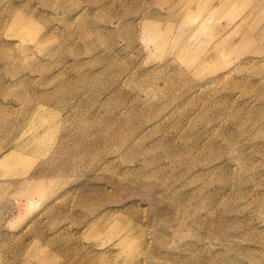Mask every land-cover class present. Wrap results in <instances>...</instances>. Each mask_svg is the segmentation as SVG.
<instances>
[{
  "label": "rangeland",
  "instance_id": "obj_1",
  "mask_svg": "<svg viewBox=\"0 0 264 264\" xmlns=\"http://www.w3.org/2000/svg\"><path fill=\"white\" fill-rule=\"evenodd\" d=\"M1 162L0 264H264V0H0Z\"/></svg>",
  "mask_w": 264,
  "mask_h": 264
},
{
  "label": "bare ground",
  "instance_id": "obj_2",
  "mask_svg": "<svg viewBox=\"0 0 264 264\" xmlns=\"http://www.w3.org/2000/svg\"><path fill=\"white\" fill-rule=\"evenodd\" d=\"M77 69V68H76ZM79 72V71H78ZM82 72V71H81ZM77 74V73H76ZM79 76V75H78ZM65 90V89H64ZM60 94V93H59ZM40 121V120H39ZM41 122V121H40ZM44 122V121H43ZM45 123V122H44ZM41 125H42V123H41ZM45 125V124H44ZM25 137H26V135H25ZM39 139H40V137H39ZM43 138H41V140H42ZM28 140V139H27ZM44 140V139H43ZM18 141V140H17ZM39 141V140H38ZM24 142H25V139H24ZM27 142V141H26ZM40 142V141H39ZM38 142V143H39ZM23 144H25V143H23ZM26 144H28V143H26ZM25 144V145H26ZM33 144V143H32ZM20 145V144H19ZM18 146V145H17ZM36 146H38V145H36ZM21 147V146H20ZM25 147V146H24ZM23 147V148H24ZM34 147V146H33ZM36 148V147H35ZM20 149V148H19ZM34 149V148H33ZM11 150V149H10ZM23 150V149H22ZM22 150H20V151H22ZM16 151V150H15ZM14 151V152H15ZM34 151V150H33ZM22 154H23V152H21ZM24 153H25V150H24ZM3 162V161H2ZM2 162L0 163V165L2 164ZM23 183V182H22ZM113 226H114V224H112ZM111 226V225H110ZM117 226V225H116ZM118 227V226H117ZM115 229V228H114ZM113 231V230H112ZM115 231V230H114ZM111 235H112V233H111ZM36 241V240H35ZM34 241V242H35ZM34 242H32V243H34ZM37 242V241H36ZM40 242V241H39ZM34 246V245H33ZM38 247V246H37ZM30 248H32V246L30 247ZM42 248V247H41ZM34 249H36V248H34ZM39 249V248H38ZM43 249V248H42ZM30 250V249H29ZM32 250H33V248H32ZM33 251H35V250H33ZM39 251H40V249H39ZM44 251V250H43ZM43 251H40L39 253H42ZM28 252V251H27ZM28 254L29 253H27V256L26 257H29L28 256ZM1 255V254H0ZM38 256V255H37ZM42 256H43V253H42ZM42 256H40L41 258H42ZM35 256H32V258H34ZM44 257V256H43ZM1 259H2V256L0 257ZM41 258H39V259H41ZM25 259V258H24ZM31 260V259H30ZM32 260H34V259H32ZM43 260H44V258H43ZM1 261V260H0ZM35 262H37V261H35ZM40 262V261H39ZM38 263V262H37ZM40 264H42L41 262H40Z\"/></svg>",
  "mask_w": 264,
  "mask_h": 264
}]
</instances>
